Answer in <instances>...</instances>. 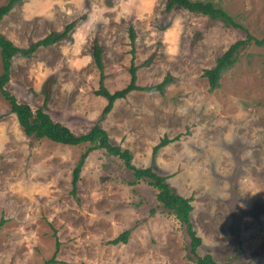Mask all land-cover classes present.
I'll list each match as a JSON object with an SVG mask.
<instances>
[{
    "label": "rangeland",
    "instance_id": "1",
    "mask_svg": "<svg viewBox=\"0 0 264 264\" xmlns=\"http://www.w3.org/2000/svg\"><path fill=\"white\" fill-rule=\"evenodd\" d=\"M210 1L264 37V0ZM165 2L19 0L0 20L17 47L74 26L28 56L16 53L4 87L35 110L48 81L45 110L54 120L77 134L99 122L134 166L168 175L175 192L192 197L197 254L264 264V45L243 49L211 90L203 70L245 30L182 8L165 12ZM95 42L108 91L129 82L132 58L138 85L169 81L117 98L101 119L107 99L96 93ZM165 136L173 140L153 154ZM87 146L27 136L0 93V264H196L185 226L119 156L90 151L71 192ZM125 230L126 242H109Z\"/></svg>",
    "mask_w": 264,
    "mask_h": 264
},
{
    "label": "trees",
    "instance_id": "2",
    "mask_svg": "<svg viewBox=\"0 0 264 264\" xmlns=\"http://www.w3.org/2000/svg\"><path fill=\"white\" fill-rule=\"evenodd\" d=\"M19 0H7L6 3L0 5V20L6 15L13 6ZM182 8L194 14H201L207 16L213 21H221L223 24L233 26L238 29L245 30V37L240 38L232 42L215 60V64L212 67L205 68L203 70V76H205L209 83V88L212 90L219 85V78L224 70L234 65L237 61L240 52L248 45L254 42L257 45H264V37L256 38L242 25L235 22L233 17L224 10L220 5L215 4L210 0H166L164 10L170 12L173 9ZM74 26V21L67 23L63 30L59 33L55 31L50 32L42 39L32 42L28 47H17L14 43L0 33V56L2 63V72L0 74V93L9 102L10 109L16 115L17 121L21 126L23 132L32 138L41 139L47 138L57 143L67 145H77L81 143H87L88 146L84 152L81 153L73 171H72V189L74 193L77 189V182L79 180V174L84 164L85 158L88 153L96 149H104L111 155H117L124 160V163L132 171L134 180L145 179L150 185L157 189L156 198L162 207L167 210L168 213L173 214L184 226L190 239L189 257L194 255V261L196 264H219L211 254L199 255L197 254V248L201 244V237L197 234L193 227L191 220V211L193 206L191 204L192 197L183 196L175 192L169 182L167 181L168 175H160L154 171L151 166L136 167L131 163V153L128 149H123L119 144H115L111 141L108 132L103 128L99 122L94 123L87 131L82 133H75L68 126L62 124L59 121L54 120L50 114L45 110V106L48 101L49 83L45 82V97L43 105L37 107L35 110L27 103L18 102L16 97L5 89V83L8 82L11 71L12 58L16 53L28 56L32 54L39 46L49 45L57 42L67 36L70 30ZM130 38L133 40L134 31L130 27ZM133 52V49L131 50ZM101 48L94 43L93 58L99 69V87L96 90L97 94L102 95L107 99V103L102 109L101 119L111 110L113 103L117 98L125 96L132 90H158L161 91L165 84L169 81V77H165L163 81L152 85H138L136 83V70L137 66L132 64L130 66V80L120 90L113 92L108 91L104 84V72L101 62ZM177 137H175L176 139ZM173 140L172 138L163 137L157 142L153 148V154L162 146ZM133 182V181H132ZM4 222L1 218L0 226ZM129 230H125L117 237L111 239L109 242L118 243L126 242L129 235ZM59 241L56 240V250H58ZM54 252V253H55ZM56 261L54 257L45 260L42 264H49Z\"/></svg>",
    "mask_w": 264,
    "mask_h": 264
}]
</instances>
